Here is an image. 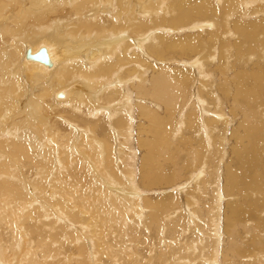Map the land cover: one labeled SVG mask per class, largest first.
Returning <instances> with one entry per match:
<instances>
[{"label":"bare ground","instance_id":"1","mask_svg":"<svg viewBox=\"0 0 264 264\" xmlns=\"http://www.w3.org/2000/svg\"><path fill=\"white\" fill-rule=\"evenodd\" d=\"M261 3L264 0H0V220L4 223L12 211L25 214L24 220L41 212V203L26 191H41L45 197L49 196L45 188L53 185L54 191L69 192L72 189L63 180L69 176L75 191L98 185L101 199L109 198L123 221L133 222V218L134 228L136 221L151 227L152 216L142 220L138 197L142 191L133 171L135 108L139 121L136 143L143 150L140 175L153 185L174 184L169 208L166 197L156 201L160 204L154 218L163 217L161 241L141 236L143 241L157 244L149 243L150 253L158 251L153 259L164 263L169 251H187V239L179 242L178 237L185 230L195 229L188 242L190 251L197 245L208 264H218L219 257L220 264H264V221L260 216L239 214L250 209L245 205L249 201L246 197H251L246 189L264 187L259 186L258 174L262 160L249 153L257 148V130L261 127L256 121L259 108L249 98L259 95L264 87ZM253 17L258 20L245 23ZM234 35L236 40H232ZM41 53L44 57L38 58ZM233 54L244 57L242 64L231 62ZM214 60L216 64H211ZM214 65L220 95H215L214 74L208 70ZM77 81L83 83L82 92L77 91ZM221 94L229 103L228 115ZM26 96H31L28 100L35 118L44 119L46 127L29 120L28 106L22 103ZM60 110L65 116H57ZM237 111H242V119L231 136L237 134L239 139L228 147L224 136L235 123ZM176 112L180 113L177 124ZM107 130L114 134L115 142L119 138L116 145L106 137ZM258 139L264 140L263 132ZM182 153L188 167L185 180L180 166ZM37 155L41 160L37 161ZM28 162H32L31 169L37 167L35 174H25L27 165L23 164ZM165 162L170 164L167 174L163 173ZM221 166L225 169V195L234 191L233 187L228 191L231 180L238 179L236 202L227 201L223 206L224 234L219 232L224 200ZM117 186L130 206L125 198L111 192L114 187L121 195ZM185 188L189 192L181 200L178 191ZM240 198L242 202L237 201ZM128 206L131 210L127 213ZM98 209L101 215L107 214L106 209ZM233 209L236 216L232 219L229 212ZM46 215L43 212L42 218ZM24 227L19 220V232L12 234L10 242L0 235V264H37L40 245L30 240L26 230L30 227ZM85 227L79 226V235ZM246 233L248 249L236 250V241ZM222 234L227 244L219 251ZM182 249L175 252L174 264L191 260L190 256L182 258ZM82 250L79 248L81 258L75 264H89L87 252L84 256ZM198 256H202L200 252Z\"/></svg>","mask_w":264,"mask_h":264},{"label":"rangeland","instance_id":"2","mask_svg":"<svg viewBox=\"0 0 264 264\" xmlns=\"http://www.w3.org/2000/svg\"><path fill=\"white\" fill-rule=\"evenodd\" d=\"M261 4L263 5L264 3H261ZM88 18H91V17H88ZM257 20L258 19L253 17V18H251V21L245 22V23H250V22L252 23V22L257 21ZM251 23H250V25H251ZM250 25H248V26H250ZM228 39H231V38H228ZM232 40H236L235 35L232 38ZM27 42H29V41H27ZM51 45H52V43H51ZM258 47H259V45H258ZM229 51H233V48H230ZM250 53L252 54V51ZM243 59H244V57H241L238 54H233L232 58L230 60H231V62L237 61L238 63L242 64ZM213 63L216 64V60H214V62H212L211 64H213ZM22 65L24 66L23 62H22ZM212 68H213V70H212ZM208 70H211L214 74L213 75V81L215 83L213 84V86H214L213 88H214L215 95H218V94L220 95L221 92H220V89L218 88L219 87V81H218L219 80V73L215 69V65H214V67H210ZM21 72L23 74L22 69H21ZM33 72H38V71L34 70ZM29 80H31V79H29ZM249 80H255V78H251ZM31 81H37V80H31ZM37 82H39V81H37ZM77 83H78V85L76 88L77 89L79 88L77 91L82 92V89L80 86L83 83L81 81H77ZM246 86L249 87L248 85H246ZM261 86H264V85H261ZM69 87H72V85H70ZM217 88H218V90H217ZM216 91H217V93H216ZM262 91L264 92V87H262L260 89L259 95L255 94V95L251 96V94L249 93V96H251L249 98H250V101L252 102V105H254V102H255V105H257L255 107L259 108L258 109L259 118L256 120L257 124H260V126H261L257 130V132L259 133V136L262 134V132L264 133V121H263L264 120V100H263L264 93ZM60 93H63V92H60ZM31 95H32V93H31ZM256 95H257V97L258 96L260 97V98L258 97V100H257V97H255ZM261 95H263V96H261ZM221 96L223 98L222 94H221ZM30 97L31 96H26L22 100L23 101L22 103L25 106L26 105L28 106V109H27L28 118L32 123H35V121H37V123H39V125L43 124L41 127H44V125H45L44 119H42V118L36 119L35 118V110L34 111L30 110V107H31V104H30L31 102L29 101ZM67 97H68V95H67ZM252 98L254 100L256 99L257 101H254ZM223 100H224L223 101L224 110L227 111V115H228L229 103L225 102L226 101L225 98H223ZM56 102H60V101H56ZM133 107H134V105H133ZM132 110H133V112H132V124H133V126H132V130H131V140H132L133 149H134L135 157H136V158H134L135 165H134L133 171L135 173V183L139 186V191H142V193H140L138 195V197L140 198V208H141L143 218H144L142 220H146V217L152 216V219H150V220L148 219L152 223L151 227H149L147 224H145L146 225L145 226L143 223H139L136 221V226L134 228L133 222L135 223V221L133 218H132L133 222H130L128 220L123 221L121 215L119 216L117 214V211H116L117 208L115 210L113 207L114 204H111L112 201L110 200L111 202H109V198L101 199V197L99 196V193L96 191V188L98 187V185L94 184L93 186H91V184H90V187L84 188L82 190V192H79V190L75 191L73 182L70 179V177L64 176L63 177L64 185L67 188L72 189L71 191H69L71 193H69L68 191L67 192L66 191H54L55 189L53 190V188H52L53 185H50L49 187L45 188L46 191H44V192H46V193L49 192L48 193L49 196L46 195L45 197L42 196L41 191H35V190L34 191H26L27 194L33 195L36 198V200L39 203H41V205H39V209H42V211L41 212L38 211V213H41V214L35 213V215L33 214V216L24 220L25 214L23 216V214L14 213L12 211L11 212L12 217H8V218L5 217L4 223H3V221L0 220V223L2 222L3 225L6 226L5 227V226L0 224L1 225L0 226V233L3 231L0 234L1 237H5L4 239L6 241L11 240L12 234H14V233L17 234L19 232L16 230V228L18 227V221L19 220H20V224H22L23 227L25 224L24 230L26 228L30 227V229L29 228L26 229V230H29L28 232H29L30 240L32 242L33 241L35 242V246L38 244L40 245L39 249L36 251L37 264H75V260L81 258V256L79 258V255H78L79 248L81 250L83 249L82 251H83L84 256L86 255V252H87V260H88L89 264H162L163 263L162 259H161V261L159 260V262H158V260L156 261L155 259H153V255H155V257H156L158 255V253H157L158 251L156 250L157 252L155 251V252H153L154 253L153 254V253H150L148 250L150 247L149 243H152V244L154 243L156 247H157V244L155 242H150V241L145 242L141 239V236H145L148 239L154 238L158 241H161V239H159V238L161 237V234H162L161 232H162L164 227H161L160 223H162L161 220L163 219V217L161 219L154 218V215H156V210L160 204V203H156V201H157V199L159 200L160 198L166 197L168 200L167 204H168V208H169V206L173 202V195L171 194V192H172V189L174 188V184H173V181H171L170 183L157 182V185H153L152 183L149 182V180L144 179L140 175L139 168H140L141 154H142L143 150L139 149L137 146V143H136V141H137L136 140V138H137V135H136L137 134V124L139 121L137 119L136 109L133 108ZM44 111L48 112V110H46V109ZM177 112L175 114V123L176 124L178 123L179 118H180V113L177 114ZM255 113L257 114V112H255ZM60 115L65 116L63 110H60V112L57 116H60ZM50 119L51 118H49V121L51 122L52 120H50ZM240 119H242V111H237L236 115H235V120H234L235 123L229 127L228 131L225 133V136H224L225 144L228 147L231 146V144L234 142L235 139H239V138H237V134H236V136H231V134H232L233 130L235 128H237V125H238V122ZM58 120H57V122H58ZM47 123H49V122H47ZM227 124H229V122H227ZM45 127H46V125H45ZM65 128L66 127L64 126L63 129H65ZM52 129L54 130L53 127H52ZM42 131H44V130H42ZM239 131H241V129H239ZM69 132H71V131H69ZM106 134H107L106 137L109 138L110 142L114 143L116 145L119 138H116V142H115L114 134L111 131L107 130ZM259 136H258V138H259ZM258 138H257V142H258L257 148L259 147L258 149L261 148V150L254 148V149L249 150V153L251 156L255 155V157H257L259 155L260 157H258V159L261 158V160H262V166L259 167V172H258L259 178H260L259 186H262V185H264V140L263 139L261 140ZM59 140L63 141L61 137H59ZM251 140H252V138H251ZM256 154H257V156H256ZM36 159H37V161H39V160H41V157L37 155ZM229 159H230V155L228 153V156H227V158H225L224 161L227 160L226 163H228ZM257 160H255L254 162L257 163ZM226 163H224L222 165H225ZM166 164H167V166H166ZM168 164H169L168 162H165L162 164V167L164 165V168H165V170H163L164 168H162L163 173H165V174H167L169 171L170 164L169 165ZM260 164H261V162H260ZM23 165H27L26 166L27 168L25 171L28 173L25 172V174H30V172H32V174H35L34 170L37 167L33 166V169H31L32 168V162H28V163H25ZM28 166H29V168H28ZM180 166H181L182 178H184V180H185L187 178L188 167L185 164V156L183 153L181 154V165ZM220 170H222V171H220V174H221L220 175V178H221L220 179L221 180L220 181V191H221L222 197L224 195V200L221 203V208H222L221 220L223 222V219L225 216V212H224L225 207H223V206L226 205L227 201H230V203L236 202V199H235V201L233 199L235 198V195H236L235 193H236L237 187H238V179L235 178L234 180H231L232 182L229 183L230 186H229L228 191H230V189L232 187H233L232 189L234 191L233 192L230 191L228 194L229 196L225 195L223 192L224 191L223 185L225 183V179L223 178L224 173H225L224 166H221ZM136 172H137V176H136ZM209 181L212 182V179ZM222 181H223V183H222ZM57 183L58 182L56 180V184ZM190 185L191 184H189L188 186H190ZM94 186H95V188H94ZM188 186H187V188H188ZM40 187H42V185ZM117 188H119L121 190V195H118L120 193V191H118L114 187L111 188L113 190L111 192L114 195H117L119 198H125V203L129 204V206H130V201L128 199H126V197H122V196H125L124 193L122 192V188L119 186H117ZM187 188L182 189L181 191H178V193H181V195H182V197H180L181 200L184 199L183 198V197H185L184 194L186 192H189V191H186ZM234 188H236V189H234ZM252 189H254V190H252ZM256 189H258V188H255L253 186H251L250 189L249 188L246 189L247 193L251 194V197L250 196L246 197L247 200H249V201L247 204H245L246 206H250V209H249L250 211L247 210L244 212L243 210H240L239 214L242 215L244 213L242 215V217H243L247 213L248 215H250L251 218L260 216V219L264 221V211H263V208H264V187L259 188L260 190L259 189L256 190ZM51 190H53L54 192ZM89 190H90V192H89ZM94 191H96V192H94ZM83 192L86 194H84ZM87 192H89V193H87ZM76 193L78 194V196H76L77 195ZM80 193L83 196H80ZM247 193H245V194H247ZM36 194H37V196H36ZM0 195H2V194H0ZM86 195H87V197H84ZM2 196H1L0 200L3 198ZM79 196H80L81 200H80ZM82 197L85 199H83ZM227 197H231V198L226 199ZM48 198H50V199H48ZM98 198L101 202L98 200ZM129 198H131V197L129 196ZM225 199H226V201H225ZM231 200H233V201H231ZM242 200H243V198H240L237 201L242 202ZM72 201H73V204L71 203ZM1 202H3V200H1ZM74 202H76V203H74ZM105 203L106 204L108 203V204L106 205ZM129 206H128L129 210L125 209V211L127 213L130 212V210H131V208H129ZM44 207L46 209H43ZM98 207H100V209L101 208L106 209L107 214L104 216L101 215ZM64 208L67 210V215L68 216L72 215L73 217L72 216L67 217L66 212L64 211ZM32 209H31V211H32ZM27 210L28 209H26V211ZM200 210H202V207L200 208ZM233 211H234V209H233ZM233 211L229 212L232 219L236 216L235 211L234 212ZM43 212L47 213V215L45 216L44 219L42 218ZM110 212H111V214H110ZM223 212H224V215H223ZM240 212H242V213H240ZM74 213H76V214H74ZM36 214L38 216H36ZM73 214L77 216V217L75 216L76 220H73V218H74ZM113 214L114 215L116 214V215L114 217H112ZM111 217L113 219L116 217L117 218H116V220L114 219V221H113ZM250 217L246 216V219H249ZM9 219L11 221H9ZM8 221L11 223H9ZM38 221H39V224H38ZM116 221H118V222H116ZM222 222L220 221L219 232L221 230V233L224 234V230H223L224 222L223 223ZM79 223H80V225H79ZM144 223H148V222H144ZM130 224H131V227H130ZM10 225L12 227H10ZM81 225H86V227L80 233L81 235H79L78 229H79V226H81ZM146 227H148L149 229ZM241 228H242V226H241ZM84 231H85V234H84ZM195 231H196L195 229L185 230L182 237H178V241L180 242V240H184V242H185L187 239V244H186L187 249L189 247L191 248L192 246L188 245L189 244L188 242L191 239L192 235L195 233ZM7 233H9V234H7ZM239 233H240V236L243 234L241 229H239ZM223 234H222V236L220 238V242H219V247H218L219 251H222L227 244V238ZM2 235H4V236H2ZM130 235L133 236L134 238L131 237ZM93 236H95V237H93ZM246 236L248 237L249 233H246L243 238L236 241L237 245H238L236 250L237 249H245V248L248 249L250 242L248 241V239H245ZM240 243H242V244H240ZM83 244H85V245H83ZM190 248L187 251H184V249H182V248H180V249L176 248L177 251H176V249H174L175 251L174 250L169 251L170 254L169 255L167 254L168 259L163 264L177 263V260L175 259V257L178 255L175 254V252H178L181 249L183 250L182 251V258L184 259L186 256H190L191 260H190V258H189V260H188V258H185L182 262H180V264H185V263L186 264H191V263L198 264L197 263L198 261L201 264H205V263L208 264L207 263L208 261L206 260V256L204 257L205 253L202 254L201 250H199L200 248L199 247L197 248V245H195V247L191 251H190ZM189 251H190V254H189ZM199 252H200V255H202V256H198ZM248 252L249 251L247 250V253ZM184 253H185V255H184ZM186 253H187V255H186ZM174 255H175V257H174ZM192 256L194 258H192ZM83 259L85 260V257ZM201 260H202V262H201ZM195 261H196V263H195ZM220 262H221V258L219 257L218 264H220Z\"/></svg>","mask_w":264,"mask_h":264},{"label":"water","instance_id":"3","mask_svg":"<svg viewBox=\"0 0 264 264\" xmlns=\"http://www.w3.org/2000/svg\"><path fill=\"white\" fill-rule=\"evenodd\" d=\"M37 57H38V58H43V57H44V54L41 53V54H39Z\"/></svg>","mask_w":264,"mask_h":264}]
</instances>
